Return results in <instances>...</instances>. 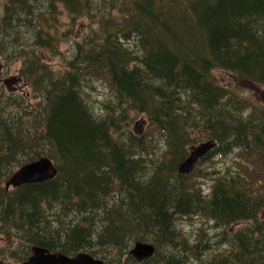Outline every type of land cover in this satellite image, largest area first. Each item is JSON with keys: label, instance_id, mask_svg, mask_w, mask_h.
I'll list each match as a JSON object with an SVG mask.
<instances>
[{"label": "trees", "instance_id": "obj_1", "mask_svg": "<svg viewBox=\"0 0 264 264\" xmlns=\"http://www.w3.org/2000/svg\"><path fill=\"white\" fill-rule=\"evenodd\" d=\"M37 2L50 11L39 15L35 41H10ZM0 3V50H31L15 59L42 97L36 106L0 96V236L27 249L24 260L34 245L96 257L109 246L107 264H264V105L215 74L264 86V0ZM56 5L68 28L49 23ZM96 12L85 36L74 29ZM62 37L71 46L54 69L33 46L56 51ZM99 85L110 94L94 96ZM136 114L149 122L142 135L131 128ZM208 140L216 146L200 162L233 158L205 170L213 173L205 194L196 168L178 167ZM42 156L58 169L53 179L5 188L6 176ZM193 215L205 226L190 238L177 222ZM136 241L153 243L154 256L138 262L129 254Z\"/></svg>", "mask_w": 264, "mask_h": 264}, {"label": "rangeland", "instance_id": "obj_2", "mask_svg": "<svg viewBox=\"0 0 264 264\" xmlns=\"http://www.w3.org/2000/svg\"><path fill=\"white\" fill-rule=\"evenodd\" d=\"M49 5L50 4L48 3L42 4L40 2H37L33 15L30 16L29 20H25L16 28V31H17L16 33H12L8 35L7 36L8 39L10 41L14 40L15 42L19 41L22 43L24 42V39H26L28 44L31 43L32 41H35L34 34L38 32L37 30L38 26L42 24V21L39 22V19H40L39 15L40 14L43 15L45 11H50ZM93 12H94V9H93ZM96 13L97 14L93 17V19H91L89 16L88 17L80 16V18H78L76 21V25L74 26V29L82 33V36H85L88 32H90L92 28L95 27L97 22L101 19V15L99 14V12H96ZM1 14H2V6L0 3V15ZM55 16H56V20L53 19L52 17L50 18L49 16H47L49 23L51 24L54 23L55 25L59 26V22H64L63 28H68L67 27L68 25L66 23H71V22L70 21L65 22V21L68 20L70 15L69 13L63 10L62 6L56 5ZM32 20L34 21L32 22ZM35 20L37 22L36 24L34 23ZM47 23H43L45 29H48ZM61 29H62V26H61ZM2 46L6 47L7 45L3 44ZM70 46H71L70 43L66 41L64 37H62L59 41L58 50L56 51L50 48H46L45 50H42L36 46H33V47L35 51L42 52L41 57L44 62H47L48 64H50L54 69H59V68H63L62 66H60L61 65L60 56H62L60 54V51L65 52L66 49L70 48ZM24 47L25 45L19 46L16 52L8 49V51H6L5 53H2L0 50V96L7 97L9 95H16V96L21 95L25 98H28L29 99L28 102L30 104L37 106V104L40 102L39 100H42V97L33 98L31 94V91H33L32 85L29 81L26 80L23 74L25 70L23 68L22 60L15 59L19 55L18 53L19 50L25 49L24 51H31L30 49H26ZM28 56L30 55H27L26 58ZM215 74L218 76V79L222 81L223 83H226V84L237 83V85L240 86L239 88L242 90L243 94L247 95L253 102L264 105V86L263 85L242 81L236 77H233L230 73L220 71V70H217ZM12 78H18V81L13 82L11 85H8L7 83L3 81L4 79L11 80ZM231 79H233V81H231ZM92 94L96 97H99L100 95H109L110 93L107 90H105L102 85H99L97 90L94 91ZM135 116L133 117L135 119L131 125L133 132H134L133 128H134L135 123L140 119L146 120L145 130H147V125L149 124L147 117H145L142 114H138V115L136 114ZM26 127L27 125L24 124V128ZM232 158H233V155L231 154L230 155L216 154L206 159L204 162H200L198 164V166L196 167L197 172L195 171L196 172L195 175H196L197 181L200 183V184L198 183V185L202 187L205 194L206 192L210 190L209 187L213 183V181L211 180V178H213V173L212 172L208 173L205 170H210V171L218 170L228 165H231ZM14 168H16L15 165L12 167V169L14 170ZM8 170L9 169H5V172H8ZM206 173L209 174L210 177H206L205 176ZM6 178L7 176L4 178V185H5ZM71 217L72 216H69L68 220ZM203 220L205 219H202L198 215H193L191 217L180 218L177 224L179 228L182 230V232L187 237L195 238L196 237L195 232L199 229V227L205 226L204 224L205 222L203 223ZM212 231L216 232L215 229H212ZM0 237L2 238L0 242V264H21L23 261H25L24 255L27 253V249H17L16 246L18 245L19 242L18 241L12 242V239H10L8 236L3 235ZM97 249L99 250L98 257L103 258V259H104V255H107L111 259V257H113L112 255L115 253V250H113L114 248H111L109 246H105L103 248L97 247ZM112 250L114 252L111 253V255L108 254V252ZM114 264H116V261H114Z\"/></svg>", "mask_w": 264, "mask_h": 264}, {"label": "water", "instance_id": "obj_3", "mask_svg": "<svg viewBox=\"0 0 264 264\" xmlns=\"http://www.w3.org/2000/svg\"><path fill=\"white\" fill-rule=\"evenodd\" d=\"M18 78L11 80L4 79V82L11 85L17 82ZM146 120L141 119L134 125V132L142 135L145 131ZM216 146L214 140L201 142L193 146L189 155L183 160L178 173L181 175L190 174L197 167L199 161L206 157ZM58 169L54 162L48 157H42L38 160L27 162L20 166L5 182L7 189L16 188L23 184L40 183L53 179L57 175ZM0 237V241H1ZM155 247L150 242L136 241L130 249L129 254L138 262L153 256ZM21 264H107L103 259L97 258L87 251H81L75 255H68L61 251L53 252L50 249L34 245L31 248V255Z\"/></svg>", "mask_w": 264, "mask_h": 264}, {"label": "bare ground", "instance_id": "obj_4", "mask_svg": "<svg viewBox=\"0 0 264 264\" xmlns=\"http://www.w3.org/2000/svg\"><path fill=\"white\" fill-rule=\"evenodd\" d=\"M140 120H141V119H140ZM138 121H139V120H138ZM188 155H189V154H188ZM42 157H46V156H42ZM42 157H40V158H42ZM40 158H38V159H40ZM204 158H205V157H204ZM38 159H36V160H38ZM202 159H203V158H202ZM202 159H201V160H202ZM184 160H185V159H184ZM33 161H34V160H33ZM30 162H31V161H30ZM199 162H200V161H199ZM40 183H41V182H40ZM4 186H5V185H4ZM5 188H6V186H5ZM6 189H7V188H6ZM144 242H146V241H144ZM150 243H151V242H150ZM151 244L154 245L153 243H151ZM132 247H133V246H131V248H132ZM154 247H155V252H154V254H155V253H156V246L154 245ZM131 248H130V249H131ZM129 251H130V250H129ZM154 254H153V256H154ZM153 256H152V257H153Z\"/></svg>", "mask_w": 264, "mask_h": 264}]
</instances>
